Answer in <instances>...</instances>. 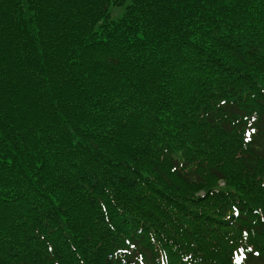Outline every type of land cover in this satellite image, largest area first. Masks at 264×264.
<instances>
[{
  "label": "trees",
  "instance_id": "obj_1",
  "mask_svg": "<svg viewBox=\"0 0 264 264\" xmlns=\"http://www.w3.org/2000/svg\"><path fill=\"white\" fill-rule=\"evenodd\" d=\"M263 163L264 0H0V264H229Z\"/></svg>",
  "mask_w": 264,
  "mask_h": 264
},
{
  "label": "rangeland",
  "instance_id": "obj_2",
  "mask_svg": "<svg viewBox=\"0 0 264 264\" xmlns=\"http://www.w3.org/2000/svg\"><path fill=\"white\" fill-rule=\"evenodd\" d=\"M119 10H112V18H115L118 14ZM52 18H54L55 21H57L59 19L58 16H53ZM262 166L264 167V163L262 164ZM219 189H225V187L223 186V184L220 182L217 186ZM256 242H257V248L260 250V251H263L264 249V236H258L256 238Z\"/></svg>",
  "mask_w": 264,
  "mask_h": 264
}]
</instances>
